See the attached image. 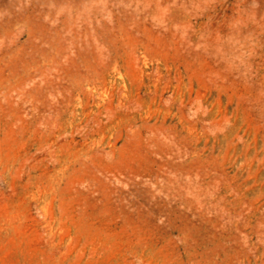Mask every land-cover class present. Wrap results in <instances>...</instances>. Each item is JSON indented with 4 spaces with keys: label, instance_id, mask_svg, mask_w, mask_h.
Here are the masks:
<instances>
[{
    "label": "rangeland",
    "instance_id": "obj_1",
    "mask_svg": "<svg viewBox=\"0 0 264 264\" xmlns=\"http://www.w3.org/2000/svg\"><path fill=\"white\" fill-rule=\"evenodd\" d=\"M0 264H264V0H0Z\"/></svg>",
    "mask_w": 264,
    "mask_h": 264
},
{
    "label": "bare ground",
    "instance_id": "obj_2",
    "mask_svg": "<svg viewBox=\"0 0 264 264\" xmlns=\"http://www.w3.org/2000/svg\"><path fill=\"white\" fill-rule=\"evenodd\" d=\"M60 13V12H59Z\"/></svg>",
    "mask_w": 264,
    "mask_h": 264
}]
</instances>
